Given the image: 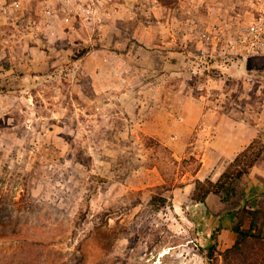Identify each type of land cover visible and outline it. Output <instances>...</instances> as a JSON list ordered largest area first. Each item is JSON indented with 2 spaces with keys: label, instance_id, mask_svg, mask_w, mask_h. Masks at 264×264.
I'll return each instance as SVG.
<instances>
[{
  "label": "rangeland",
  "instance_id": "374dc122",
  "mask_svg": "<svg viewBox=\"0 0 264 264\" xmlns=\"http://www.w3.org/2000/svg\"><path fill=\"white\" fill-rule=\"evenodd\" d=\"M256 2L0 0V264H264L235 218L207 238L230 203L187 187L225 113L264 141V57L240 76L203 36Z\"/></svg>",
  "mask_w": 264,
  "mask_h": 264
},
{
  "label": "trees",
  "instance_id": "16d2710c",
  "mask_svg": "<svg viewBox=\"0 0 264 264\" xmlns=\"http://www.w3.org/2000/svg\"><path fill=\"white\" fill-rule=\"evenodd\" d=\"M0 90H5L0 87ZM261 161H264V141L258 135L249 146L239 152L235 159L226 167L217 180L211 178L195 179L191 193L192 200L201 208L209 210V197H219L222 202L230 203V207L217 215L218 224L205 231L206 237L216 240V233L223 227L226 217L237 219L233 232L239 238H263L264 230L261 227L264 212L260 209L249 207L248 200L244 203H235L233 200L237 194V186L244 177L248 176L252 169ZM248 225L246 226V223ZM216 248V242L209 245V254L212 256Z\"/></svg>",
  "mask_w": 264,
  "mask_h": 264
},
{
  "label": "crops",
  "instance_id": "0c3cea01",
  "mask_svg": "<svg viewBox=\"0 0 264 264\" xmlns=\"http://www.w3.org/2000/svg\"><path fill=\"white\" fill-rule=\"evenodd\" d=\"M247 57L256 56H237L236 62L231 66L229 65V67H227L225 70H231V67L234 66L236 67V73L241 76L244 73L246 64L244 59ZM225 115L226 119L223 118V121L219 124V127L217 129V133H219L220 138L217 139L216 145L220 146L221 150L217 149L216 145H210L211 148L208 151L209 153L207 154L208 157L206 159V162L208 164H214V166H212V169H210V171H207V169H205V171L207 172L205 177L200 175V173H197L195 179L199 178L203 180L205 178H211L212 180H217L222 172L226 169V167L239 154V152L249 146V144L258 135L257 127L248 125L246 122L244 124H241L239 120L233 118V114L231 112L225 113ZM212 158L215 159V162H212ZM258 165L252 169L251 173L248 176L243 178V180H248L247 183L243 182V180L240 181L242 191H264V177L261 179L259 177L261 171H257L261 166L264 169V163L263 165ZM202 170H204V168L199 171ZM187 187H189V190L192 191L194 188V184L188 185ZM238 187L239 185L237 186V191Z\"/></svg>",
  "mask_w": 264,
  "mask_h": 264
},
{
  "label": "built area",
  "instance_id": "2783aa9c",
  "mask_svg": "<svg viewBox=\"0 0 264 264\" xmlns=\"http://www.w3.org/2000/svg\"><path fill=\"white\" fill-rule=\"evenodd\" d=\"M23 1L32 0H10L14 4H20ZM61 1L71 2V0ZM254 6L256 13L253 16L254 20L250 23L240 24L232 30H229L228 27L214 26L203 36L208 40L211 39L212 41H209L211 43L222 44L224 50H229L236 56H264V0H257Z\"/></svg>",
  "mask_w": 264,
  "mask_h": 264
}]
</instances>
